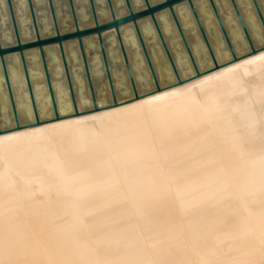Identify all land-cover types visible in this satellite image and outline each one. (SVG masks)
<instances>
[{
    "label": "bare ground",
    "instance_id": "bare-ground-1",
    "mask_svg": "<svg viewBox=\"0 0 264 264\" xmlns=\"http://www.w3.org/2000/svg\"><path fill=\"white\" fill-rule=\"evenodd\" d=\"M130 1L135 10L142 6V0ZM235 1L258 51L247 55L250 50L229 0H214L239 59L180 85H173L175 78L151 23H141L148 46H157V54L150 52L159 92L151 93L154 85L133 30L124 29L138 91L145 94L138 100H131L110 34L112 76L125 98L116 107L67 117L72 109L59 57L55 49L47 51L63 118L0 134V264H161L168 253L176 257L171 264H264V31L251 0ZM12 2L19 32L27 41L32 28L26 0ZM32 2L42 33L50 34L46 0ZM112 2L116 14L125 12L123 0ZM257 2L264 17V0ZM74 3L80 27L90 25L87 0ZM95 3L100 22L107 20L104 0ZM194 5L218 64L230 61L207 0H194ZM54 6L62 30H68L65 0H54ZM175 10L199 70L212 68L187 5ZM157 19L180 77L193 76L169 14ZM0 37L4 46L14 41L5 0H0ZM86 41L95 55L89 66L98 105L103 106L109 103V93L101 61L92 40ZM66 53L78 110H90L75 42L67 45ZM25 57L39 117L47 120L53 114L38 52ZM6 65L20 123H31L18 57H8ZM0 124L3 129L14 124L1 69ZM161 200L177 217L164 222L161 230L150 226L140 233L136 223L143 224L146 204ZM165 205L162 209L169 207ZM116 219L121 221L112 222ZM96 221L106 228L89 231ZM174 240L180 243L172 245ZM161 244H166L164 250H156Z\"/></svg>",
    "mask_w": 264,
    "mask_h": 264
},
{
    "label": "water",
    "instance_id": "water-1",
    "mask_svg": "<svg viewBox=\"0 0 264 264\" xmlns=\"http://www.w3.org/2000/svg\"><path fill=\"white\" fill-rule=\"evenodd\" d=\"M65 2L67 4V9H68L69 17H70L69 29L62 30L61 24H60V18L57 16V13L55 10L54 0H46L47 14L50 18V23H51V33L43 34L42 30L40 29L39 22L37 20L34 4L32 0H26L29 20H30V24L32 28V37L31 39L24 41L19 32L18 25L16 22L13 2L12 0H5L9 22H10L11 29L13 32L14 41L12 44L4 46L2 44L1 37H0V69H1V74L3 77L7 99H8V103L10 107V112H11V116H12L14 124L12 127L7 128V129H3L0 124V134H4L6 132H11V131H17V130L28 128V127L38 126L44 122L58 121L61 118H63L58 112L57 105H56V99H55L54 91L52 87L50 69L48 66L47 58H46V53L49 50L48 48L55 49L59 57L60 65L62 68V74L64 77V82L67 87L68 97H69V101H70L71 109H72V113L68 115L67 117L78 116L80 114H86L90 112H96L102 109L116 107L120 105L119 104L120 102H122V101H118L117 99V96H120V95L115 88L114 78L112 76V66L110 65V57L108 54L109 53V42L106 39H108V36H110V34L113 35L115 43L117 44L116 48L122 59L123 70L126 74L130 92L132 94L131 100H138L139 98L145 96V94H140V92L138 91V86L136 84L134 74H133V71L130 65V58L128 56L126 47L124 45L123 34H124V29L126 27L130 26L133 30L139 50L142 54L146 68L149 72L151 81L154 85V90L151 93L159 92L160 90H162V88L160 86L158 76L155 72L153 58H152L150 49L148 48L149 46L143 37V32H142V27H141V23L143 22L149 21L153 27L157 42L159 43L163 56L167 62V65L170 71L172 72L175 78V83L173 85H180L183 82L197 78L205 73H208L212 70H216L222 66H225L226 64L235 62L239 59L234 52L233 46L231 44L226 28L222 22L220 13L217 9V6L214 0H207V2L209 4L213 17L216 21V24L219 28L221 36L224 40V43L231 55V60L224 64H218L215 58L210 40L206 34L204 26L200 20V17L194 5V0H159L154 3H151L150 0H142V6L137 10L133 8L130 0H123V4L125 6V12L122 14H116V9L114 7L112 0H104L105 8L107 9L109 16L107 20H104L101 22L98 18L95 0H87L89 20L91 21V24L87 26H82V27H80V20L77 14L74 0H65ZM229 2L235 13L238 24L242 30L244 39L249 47L250 51L247 55L255 54L258 50L254 48L250 34L246 28V25L241 16V13L236 4V1L229 0ZM251 3L254 7L258 20L264 31V17L261 12L260 6L257 0H251ZM181 4L187 5L190 11V14L194 20L195 26L198 30V33L203 41L206 52L211 60L212 68L206 71L201 72L199 70L197 61L194 57V54L190 46V42L188 38L186 37L180 25L175 9ZM163 12H167L169 14L172 20L173 26L178 34L179 41L181 42L183 49L186 53V56L194 71V75L188 77L185 80H183L180 77L179 71L176 67V64L173 58L171 47L168 44L166 40V36L164 32L162 31L159 25L158 19H157V16ZM91 37H95L96 39V43H94L95 45L94 47L97 46L98 48L97 53L99 55V59L102 65L100 71L102 72L104 76V80L106 81L107 89H108L107 92L109 93L110 100H111L109 103L103 106H99L97 102V92L95 90L94 78L92 77V73H91L90 66H89L91 59L88 58V55L86 53V49H89L88 47L89 45L87 44L86 40L91 39ZM72 42H75V45H76L77 54H78V58H79L81 69H82V75L85 80L87 92L89 95V100L91 101V104H92V108L90 110H82V111L78 110L77 97H76V93L73 88V81H72L73 72L71 70L70 60L68 59V55L66 53L67 45ZM29 51L38 52L41 71L43 74L44 82H45L48 97H49V103H50L52 114H53V116L47 120L40 119L38 110L36 107L32 87H31V80H30V76H29V72L27 68L26 57H25L26 53ZM11 56H17L20 62L22 75H23L26 90H27L28 101H29L32 115H33V121L28 124L20 123L18 113L16 110L15 100H14V96L12 92V87L10 85L8 69L6 65L7 58ZM159 202H161V204L162 203L167 204V202H163L162 200ZM154 203L156 202L146 204L147 208L144 210L148 211L149 207ZM172 218H176V216ZM172 218L166 219L162 216L157 221L156 220H146L148 222L144 221V223L143 224L141 223V225L136 223V227L140 229V233L144 234L147 227L159 226V223L162 224L161 219H163V221L166 222V221L171 220ZM120 221H121L120 219H116L115 221H112V222L115 223V222H120ZM97 222L98 223H90L88 230L93 231L103 226H106L104 222H101V221H97ZM112 222H109L107 224V227L110 223L112 224ZM171 243L172 245L179 244V242L175 240L174 242H171ZM164 245L166 244H161L160 246L158 245L156 246L155 249L162 251L164 249H162L161 246H164ZM105 253L107 252H104V254Z\"/></svg>",
    "mask_w": 264,
    "mask_h": 264
},
{
    "label": "rangeland",
    "instance_id": "rangeland-1",
    "mask_svg": "<svg viewBox=\"0 0 264 264\" xmlns=\"http://www.w3.org/2000/svg\"><path fill=\"white\" fill-rule=\"evenodd\" d=\"M90 40H92V42L93 43H96V39H95V37H91V39ZM107 40V39H106ZM159 44V43H158ZM149 49H150V51L152 52V55H154V54H157V52H156V48H157V46H154V47H148ZM49 50H51L50 48H48ZM95 51L96 52H98V48H97V46L95 47ZM95 52V53H96ZM86 53H87V55H88V58H93L95 55H94V53H92V51L91 50H89V49H86ZM103 82H105L106 83V81L104 80ZM94 85H95V83H94ZM128 87H129V85H128ZM108 101L110 102L111 100H110V95H108ZM117 99H118V101H123V100H125V98L123 99V98H121V96H117ZM160 205H159V204ZM159 205V206H158ZM167 205H169V207H165L166 209H162L163 208V206H164V204L162 203L161 204V202H156V203H154V204H152L149 208L150 209H148V211L146 212L145 211V215L143 214V217L145 218H141L140 217V222L142 221H145V220H152L151 219V217H154L155 216V218H154V220H159L162 216L164 217V218H167V219H169V218H172V217H174L177 213H176V211H173L172 209H171V206H170V204L169 203H167L165 206H167ZM157 206V207H156ZM160 206H161V210H160V212H159V209H160ZM156 207V208H155ZM154 208L158 211V214L156 213L157 211L156 210H154ZM157 208H159V209H157ZM166 210V211H165ZM169 210H170V212H169ZM203 211H205L204 209H202ZM149 211H151L152 213H154V215H152V213H151V216H150V212ZM153 211H155V212H153ZM164 212V213H163ZM175 212V213H174ZM174 213V214H173ZM147 214V215H146ZM163 214H170L169 216L168 215H163ZM189 214V213H188ZM187 214V216H191L192 214H194L193 212H191L190 213V215H188ZM157 215V216H156ZM160 215V216H159ZM147 216V217H146ZM177 217V216H176ZM161 220H163V219H161ZM172 221H173V218H172ZM172 221H170V222H172ZM102 222V221H101ZM146 222H148V221H146ZM168 222V221H167ZM166 222V223H167ZM170 222H168V223H170ZM95 223H98L97 221L95 222ZM144 223V222H143ZM164 223V221L162 222V224ZM164 224V226H166L167 224ZM161 224V223H160ZM159 224V225H160ZM160 225L159 227L157 226V228L159 229V230H161L162 229V227H163V225ZM105 228H106V226H105ZM176 241V240H175ZM178 241V240H177ZM180 241V240H179ZM180 243V242H179ZM171 255H172V253H170ZM166 255H168L167 256V258H166V260H164V261H168V262H166V263H168V264H171L172 262L174 263V261H172V258H174L175 256H169V253L168 254H166ZM165 255V256H166ZM174 255V254H173ZM164 257V256H163ZM168 257H170V258H168ZM172 257V258H171ZM176 258V257H175ZM163 259V258H162ZM161 259V260H162ZM164 259H165V257H164ZM169 260H171V261H169ZM174 260V259H173ZM163 260L160 262L161 264H162V262L165 264V262H164ZM170 262V263H169ZM158 263H159V261H158Z\"/></svg>",
    "mask_w": 264,
    "mask_h": 264
}]
</instances>
